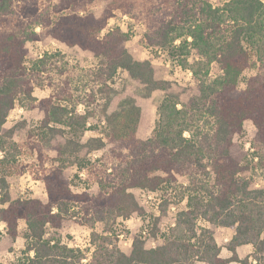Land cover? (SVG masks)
I'll list each match as a JSON object with an SVG mask.
<instances>
[{"label": "trees", "instance_id": "obj_1", "mask_svg": "<svg viewBox=\"0 0 264 264\" xmlns=\"http://www.w3.org/2000/svg\"><path fill=\"white\" fill-rule=\"evenodd\" d=\"M95 1L0 0V226L12 240L23 226L20 264H264V188L255 187L247 175L254 164L264 179L262 0L215 5L210 0H174L169 6L153 5L147 17L153 26L143 35L145 46L177 56L180 66L191 73L201 100L180 103L165 96L150 138L133 137L125 152L92 168L97 193L74 192L62 165L45 167L41 162L39 179L46 200L12 199L10 178L26 170L19 161L14 128L5 127L16 106L43 113L39 127L43 136L64 128L84 132L90 121L105 114V89L119 70L153 90L164 89L154 78L151 62L135 60L126 48L128 33L119 27L102 32L112 14L96 16L90 10ZM45 34L69 48L90 52L96 64L79 67L59 53H46L28 67V43ZM213 65L218 71L214 76ZM246 70L255 73L241 89ZM36 88L49 89V95L36 98ZM246 121L255 127L250 152L232 139L214 152L221 126L239 135ZM136 189L159 192L163 214L168 207L186 203L162 244L147 248L142 237L134 235L127 254L118 245L114 226L119 219L142 214L132 192ZM68 217L91 230L88 247H70L45 237L47 229L61 228ZM160 219L152 222L153 236ZM199 221L233 230L226 244L229 257H221L213 233L200 228ZM98 224L101 230L96 229ZM245 245L253 251L240 258L237 249Z\"/></svg>", "mask_w": 264, "mask_h": 264}, {"label": "rangeland", "instance_id": "obj_2", "mask_svg": "<svg viewBox=\"0 0 264 264\" xmlns=\"http://www.w3.org/2000/svg\"><path fill=\"white\" fill-rule=\"evenodd\" d=\"M174 0H96L90 10L96 16L102 17L111 13L107 29L119 27L129 34L125 43L126 48L135 60H149L154 70V78L162 81L164 89H151L129 73L119 70L114 80L105 89L103 100L107 102L105 114L101 119L88 123V129L77 132L64 128L62 133L43 136L40 131V122L43 113L39 109L27 110L16 106L9 114L6 128H14V140L21 148L19 161L25 165L22 175L10 178V193L12 199L38 198L46 200L45 187L39 179L40 163L45 167L51 164L62 165L68 182L74 192L87 191L91 194L98 192L95 184L94 169L125 152L132 138L145 140L154 133L158 119V107L165 96H172L180 103L192 100H201L200 91L196 88L191 73L183 69L178 57L170 55L164 49L148 48L143 42V35L153 26L148 19L149 10L157 2L165 6ZM214 5L219 1L210 0ZM28 56L26 65L31 67L37 59L48 53H59L72 65L79 67H92L96 64L93 55L78 47L69 48L63 43L54 40L45 34L40 41L28 43ZM217 67H211V74H217ZM255 72L246 70L239 81V88H245V80ZM49 89L36 88L34 96L38 99L47 97ZM82 109L79 110L81 112ZM255 134V127L250 121L244 123V131L239 135H232L230 131L221 126L215 136L214 152L225 148L227 140L232 139L242 145L244 152H250V142ZM31 142H33L31 144ZM32 146V147H31ZM1 157V153H0ZM91 168L92 171L88 172ZM247 175L254 181L257 188H264V179L261 170L254 164L248 167ZM141 190L145 191L144 193ZM142 214H135L128 219H119L114 226V233L118 235L120 249L129 253L134 235H140L146 242L147 248L162 244L173 226L178 209L185 208V201L179 207L171 206L163 214L162 195L145 189L132 191ZM161 217L156 236L151 234L154 218ZM200 228H207L213 233L216 244L221 248V257L230 256L226 244L233 235V230L209 225L199 221ZM101 224L96 226L101 230ZM24 228H20V236L12 240L0 226V263L20 264L24 258ZM91 230L76 223L74 218H66L61 228L47 229L46 238L52 241L59 240L70 247L84 249L89 246ZM251 246L239 249L241 258L252 253ZM196 264H204L196 262ZM234 264V263H232Z\"/></svg>", "mask_w": 264, "mask_h": 264}, {"label": "crops", "instance_id": "obj_3", "mask_svg": "<svg viewBox=\"0 0 264 264\" xmlns=\"http://www.w3.org/2000/svg\"><path fill=\"white\" fill-rule=\"evenodd\" d=\"M263 2H264V0H262ZM1 227H4L3 225H1ZM4 230V229H3ZM245 246H248V245H245ZM249 246H251V245H249ZM241 247H243V246H241ZM241 247H239L238 249H237V253L239 252V249L241 248ZM252 247V246H251ZM231 255V254H230ZM239 255V254H238ZM229 257V256H228ZM240 257V256H239ZM224 258H226V257H224ZM241 258V257H240ZM232 264V263H231ZM235 264V263H234Z\"/></svg>", "mask_w": 264, "mask_h": 264}, {"label": "built area", "instance_id": "obj_4", "mask_svg": "<svg viewBox=\"0 0 264 264\" xmlns=\"http://www.w3.org/2000/svg\"><path fill=\"white\" fill-rule=\"evenodd\" d=\"M142 193H144L145 191L141 190Z\"/></svg>", "mask_w": 264, "mask_h": 264}]
</instances>
